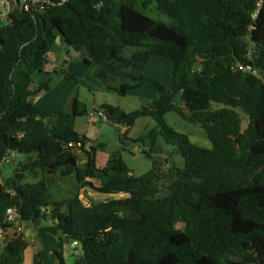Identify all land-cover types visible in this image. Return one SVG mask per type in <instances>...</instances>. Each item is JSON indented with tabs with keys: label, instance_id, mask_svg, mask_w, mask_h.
Wrapping results in <instances>:
<instances>
[{
	"label": "trees",
	"instance_id": "16d2710c",
	"mask_svg": "<svg viewBox=\"0 0 264 264\" xmlns=\"http://www.w3.org/2000/svg\"><path fill=\"white\" fill-rule=\"evenodd\" d=\"M50 1L56 4L39 11L14 8L0 20V166L11 153L26 157L0 182V234L13 228L5 211L14 206L19 223L55 236L53 264H67L70 244L81 249L71 264H264V79L236 67L264 71V0ZM152 2L176 23L138 7ZM57 36L81 52L108 91L157 92L132 111L108 103L95 108L121 128L141 117L155 122L136 138L119 132L121 148L103 166L95 156L101 144L88 145L73 123L29 139L9 130L40 114L32 98L50 89V74L59 73L56 66L44 71ZM155 57L172 65L168 85L144 74ZM37 73L48 78L35 86ZM170 111L203 128L211 147L194 144L169 125ZM70 114H87L77 97ZM240 115L248 121L243 131ZM159 140L183 159L182 166H169L165 196H157L155 186L163 158L155 150ZM134 146L151 161L140 175L122 157L134 154ZM81 154L85 162L79 166ZM70 177L74 189L55 199L51 185ZM85 186L108 197L86 205L78 192ZM129 208L139 217H122ZM28 238L14 232L0 245V264H21Z\"/></svg>",
	"mask_w": 264,
	"mask_h": 264
},
{
	"label": "rangeland",
	"instance_id": "374dc122",
	"mask_svg": "<svg viewBox=\"0 0 264 264\" xmlns=\"http://www.w3.org/2000/svg\"><path fill=\"white\" fill-rule=\"evenodd\" d=\"M138 7L142 9L143 12L147 14L148 16H150L151 18L163 21L164 23L168 25H172L176 23L175 19H172L168 17L167 15L160 13L156 8L155 2H152L151 4H149L146 8H142L140 5H138ZM66 49H67V45L65 43H61L58 45L57 49L51 54V56L55 58L56 67L59 73L50 74V77H51L50 89L41 90L39 92L41 95L36 97V101L39 98H44V96H46L45 99H48L49 97L45 93H49L50 96L53 94H58V93H62V96H64L67 93L68 94L67 100L64 103L63 108H61V113L59 114L61 115L66 114L68 116H71L70 102L73 97H77L78 100L84 103L88 107V109H90L92 105L91 100L93 97L96 96V98H98L97 100H99V96H116L115 94L113 95V93H106V91L105 93L97 92L95 89L96 86L93 82H99V80L96 77H94L92 73V70H93L92 66L86 65L83 62L81 55L79 56L67 55ZM69 62L73 64H71V66L68 67L67 65ZM77 63H78V67L75 68V65H77ZM81 68L83 71H79ZM63 72L65 74L66 73L71 74L72 77L67 78L66 76H64ZM144 74L147 76L155 77L159 79L161 82H163L165 85H168L171 81L172 65L170 61L164 57H155V58H152L150 62L148 63L147 67L144 70ZM40 77H42L43 79L45 78L47 79L46 74H43V73L35 74L33 76L35 86L38 85L35 83H37ZM141 88L143 90L152 91L157 94L156 91L148 87H141ZM90 90H93V91H90ZM32 99L34 101L35 96ZM77 118L84 119V116L74 117L73 119L75 120L76 123L78 122ZM165 119L167 123L171 125L174 129L186 134L194 144L202 146V147H207V148L211 147V143L208 140L204 129L201 128L199 125L190 123L182 119L180 116H178L174 112H168L167 115H165ZM50 125L51 124H40L41 127L34 128L32 132L37 133V134H42L49 130L58 132L57 130H54V126L50 127ZM76 125H77L76 128L79 132L85 131V129H87L85 119L83 120V123H77ZM119 132H123V128L107 123V122H103V123L99 122L96 124V127H90V129L88 130L87 138L90 139L89 144L90 145L93 144V146L95 147L100 146L99 144H101L100 147H97L96 155H95L96 163L98 165H105L108 160L109 155L112 152L118 151L121 148V144L119 140ZM130 132H140L138 125H135ZM98 142L99 144H97ZM167 153L169 154L170 151H168ZM133 155L134 156H130L126 153H122V157L124 161L128 164L130 168L133 169L135 174H142L151 167V161L147 157H143L145 153L141 152L140 153L141 157L139 155L137 157L136 153ZM169 155L170 156L165 155L160 160V163L158 164L160 178L158 179V182L155 184V186L159 190L157 196H165L166 194H168L167 186L169 185L171 181L170 172L168 170L169 166H172V165L182 166L183 165V159L182 157H180V155H178L177 153H172V154L170 153ZM23 156L25 157V155L20 154V158H22ZM166 160H170L169 161L170 163H168ZM84 162H85V158L81 154L79 156L78 165L82 166ZM12 172L13 170H12L11 164H6V163L2 164L0 166V182L5 178L10 177V174ZM92 182L96 186L99 185V182L97 180H93ZM74 183H75L74 178L70 177V178L64 179V181L60 183L52 184L51 192L54 198L57 199V197L66 196L65 191L70 190V189L73 190ZM88 191L92 192L94 190H92L89 186H85V191L84 190L81 191L82 193L78 191L83 202L87 205L91 204V202L97 203L108 197V195L106 194H100L97 192L89 196L87 194ZM26 226L30 227L31 229L33 228V225L29 223H24L23 228L25 229ZM180 226L181 224H177V227H180ZM37 228L38 227H36V229ZM14 232L16 231H10L9 233L1 234L0 245L8 241ZM38 235L43 237L44 239L43 243L40 242ZM36 240H37V243L40 242L42 246L41 250H38L35 254V257H37L36 259L39 260L41 264H53L52 260L53 259L55 260V257L52 258L50 250L56 246L55 236L45 231H39L37 233ZM75 247H76V251H73V255L74 254L79 255L81 253L80 246L76 244ZM67 258H68V254H65L64 260L66 262H67Z\"/></svg>",
	"mask_w": 264,
	"mask_h": 264
},
{
	"label": "crops",
	"instance_id": "0c3cea01",
	"mask_svg": "<svg viewBox=\"0 0 264 264\" xmlns=\"http://www.w3.org/2000/svg\"><path fill=\"white\" fill-rule=\"evenodd\" d=\"M67 55H69V54H67ZM71 64H73V63L69 62L67 66L69 67V66H71ZM55 65H56V63H55ZM77 67H78V63H77V65H75V68H77ZM79 71H83L82 68ZM47 78H48V76H47ZM45 79L40 77L38 79L37 83H35V84H39V83L45 81ZM98 80H99V82H93L96 86L95 89L97 92L105 93V91H106V93H113V92H110L107 90L104 83L100 79H98ZM90 91H93V90H90ZM38 94L35 95V100L33 102L40 109V114L35 118L28 119L26 122L24 121L23 125L21 123H19V125H15V126L10 127L9 130H10L12 135H17L18 137H21L23 139L42 137V136H45L47 134H50V133H53L56 131L49 130V131L44 132L42 134H37V133L32 132V130L34 128L41 127L40 124H51L50 127L54 126V130L61 131L64 128L65 124L73 123L74 129L78 133L85 135L87 137L88 130L90 129V127H96V124L99 122H101V123L106 122L104 119L95 118V115L97 113L94 110H95V108H98L99 105L104 104V103H108V104L118 106V107L122 108L124 111H132V110L140 107L143 103H146V101H149V100L157 97V94L155 92L143 90L141 87L130 90L124 96H119V95L113 93V95L115 94L116 96H99V100H97L98 98H96V96H95L91 100L92 105H91L90 109H88V107L83 103L87 109V114L82 115V116H84V119L86 121L87 129H85V131L79 132L76 128V126H77L76 124L77 123H83L84 119L83 118H77L78 122L76 123L73 118L74 117H82V116H74L72 114H71V116H68L66 114H62V115L59 114V112L61 111V108H63L64 103L67 100V95H68L67 93L64 96H62V93L53 94L51 96L49 93H45L46 95H48V97H49L48 99H45L46 96H44V98H39L36 101V97L41 95L40 93H38ZM117 97H119V98H117ZM57 112H58V114H57ZM170 112H172V111H170ZM167 113H166V115H167ZM138 123H140V124H138ZM154 124H155V122L151 118L141 117V118H138L134 122V124L132 126H130L129 128L123 127V132H125L127 130L128 136L130 138H136L139 135L146 132L149 128L154 126ZM135 125H138L140 132H130ZM97 144H99V142ZM88 145H90V144H88ZM155 150L162 157H164L166 155V153L168 151H170V148L163 141L159 140L155 143ZM133 151H134V154L136 152H139L138 155L140 157H141L140 153L143 152L141 150V148H138L137 146L133 147ZM124 153H126V152H124ZM126 154H128L130 156H134L133 154H129V153H126ZM138 155H137V157H138ZM143 157H146V156L144 155ZM25 158L26 157H24V156L22 158H20L19 154H10L8 157L9 161L6 162V164H11L12 170H14L17 163L24 161ZM168 163H170V162L168 161ZM3 164H5V163H3ZM97 166L100 167L103 165L97 164ZM131 170H132L133 174H135L132 168H131ZM135 175H140V174H135ZM62 181H64V179L59 181L58 183H60ZM83 190L85 191V187L80 188L79 191L81 192ZM93 193H95V191H92V192L88 191L87 192V194L89 196H91ZM79 197H80V194H79ZM81 200H82V198H81ZM89 202H91V201H89ZM48 223L50 224L49 221H48ZM13 227H15V226H13ZM13 229L14 228L8 229L6 232L1 233V234L9 233L10 231H13ZM39 231H40L39 228L36 229V227H34V226L32 229L30 227H27V226L25 227L24 233L29 238H28V245L24 250V259H23V262L21 264H33L35 261H37V259H36L37 257H35V254L38 250H41V248H42L40 242H42V243L44 242L43 237L38 235L40 242L37 243L36 237H37V233ZM50 241H52V240H50Z\"/></svg>",
	"mask_w": 264,
	"mask_h": 264
},
{
	"label": "built area",
	"instance_id": "2783aa9c",
	"mask_svg": "<svg viewBox=\"0 0 264 264\" xmlns=\"http://www.w3.org/2000/svg\"><path fill=\"white\" fill-rule=\"evenodd\" d=\"M65 0H61V2H64ZM56 3H53L50 0H0V20H7L9 17V13L12 9L18 8L20 10L25 11H39L43 10L47 7H51L55 5ZM259 5V3H258ZM56 61L55 58L50 56L48 58V61L44 64V71L45 72H52ZM236 67L238 70H241L243 72H248L252 74L253 76L257 78L264 79V71L259 70L258 68H255L252 65H243V64H236ZM95 118L104 119V115L101 111L96 112ZM8 161V157H5V162ZM5 221L8 224H11L12 226H15V231L17 232H24L23 224L19 223V217H18V210L16 207L11 206L8 207L5 211Z\"/></svg>",
	"mask_w": 264,
	"mask_h": 264
},
{
	"label": "water",
	"instance_id": "95a60500",
	"mask_svg": "<svg viewBox=\"0 0 264 264\" xmlns=\"http://www.w3.org/2000/svg\"><path fill=\"white\" fill-rule=\"evenodd\" d=\"M56 41L59 43V36L56 37ZM68 48V52L70 56H79L81 55V52L76 50L71 44H66ZM177 99L180 100V93L177 95ZM22 125L24 124L23 121L20 122ZM248 125L247 119L243 116L240 115V129L243 131ZM93 145V144H92ZM139 152H136V155H138ZM85 204V203H84ZM87 205V204H86ZM90 205V204H89ZM121 216L127 219H136L139 217V214L134 210V209H125L121 211ZM45 220L42 219V223H44ZM73 251H74V245L70 244L67 248H65L64 252L68 254L67 258V264H71L73 262Z\"/></svg>",
	"mask_w": 264,
	"mask_h": 264
},
{
	"label": "clouds",
	"instance_id": "9594fccd",
	"mask_svg": "<svg viewBox=\"0 0 264 264\" xmlns=\"http://www.w3.org/2000/svg\"><path fill=\"white\" fill-rule=\"evenodd\" d=\"M11 154H12V153H11ZM8 157H9V156H8ZM8 161H9V160H8ZM8 161H7V162H8ZM4 163H6V162L4 161ZM23 225H24V224H23ZM73 245H74V244H73Z\"/></svg>",
	"mask_w": 264,
	"mask_h": 264
}]
</instances>
